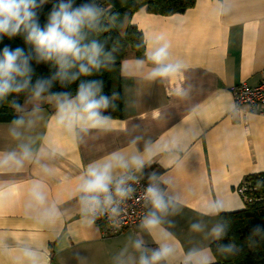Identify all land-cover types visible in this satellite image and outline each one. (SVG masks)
<instances>
[{"label": "crops", "instance_id": "1", "mask_svg": "<svg viewBox=\"0 0 264 264\" xmlns=\"http://www.w3.org/2000/svg\"><path fill=\"white\" fill-rule=\"evenodd\" d=\"M131 23L143 34L145 53L127 49L121 62V118L68 134L53 121L55 96L26 94L18 110L24 124L0 123V158L20 157L22 145L31 151L23 166L0 167V264H32L26 250L35 264H139L160 244L173 252L158 264H211L219 215L245 209L237 188L264 172V114L235 110L231 87L255 84L264 69V0H196L173 15L143 7ZM165 45L161 67L174 71L153 77L158 66L146 52ZM114 152L144 154L143 168L133 173L161 187L167 209L157 213L161 224L151 234L141 222L105 237L82 211L79 178ZM37 184L42 204L31 196Z\"/></svg>", "mask_w": 264, "mask_h": 264}, {"label": "clouds", "instance_id": "2", "mask_svg": "<svg viewBox=\"0 0 264 264\" xmlns=\"http://www.w3.org/2000/svg\"><path fill=\"white\" fill-rule=\"evenodd\" d=\"M47 0H0V39L23 34L25 42L33 46L37 62H53L58 66V71L52 79H59L61 84L74 82L79 76L92 74L93 69L101 67L100 57L103 47L93 40L91 43H82L85 39L84 29L96 27L102 10L94 3L75 5L74 0H60L53 6L49 13L47 23L41 27L37 19V9ZM147 41V37H145ZM147 59L157 65L153 70V77H167L174 69L171 66L161 67L168 56L167 46L151 47L146 52ZM78 71H71L77 69ZM33 69L30 57L24 49H11L4 47L0 52V100L11 93H20L31 88L32 99L39 100L51 86V80L38 79L32 84L31 73ZM102 89V82L96 80L81 81L76 95L69 93H56L57 111L53 117L56 127L68 134L88 132L91 129L102 127L107 122V117L102 115V109L109 105V97L98 95ZM19 110V105H14ZM17 126L24 124L21 117L13 121ZM13 135L19 133L13 130ZM22 155L17 157L15 152L8 153L0 158V167L13 162L16 166H23L24 160L30 158L31 151L28 146L22 145ZM150 155V151L146 150ZM146 161L144 154H129L114 152L101 160L89 164L86 171L79 178L78 192L82 211L85 216H94L97 211L111 205L113 198H125L131 189L126 187V181L134 179L130 173L143 168ZM119 170V172H117ZM146 198L150 200L154 211L142 220V227L150 234L160 227L161 220L158 212H165L167 204L162 191L153 185L145 190ZM31 196L34 201L42 204L45 194L40 185H35ZM116 210L113 209V212ZM51 217L54 212L49 209L45 213ZM193 230H200L199 224L192 225ZM223 225L212 229V234L219 239L224 234ZM260 229H254L259 232ZM159 243V242H158ZM134 247L139 250L142 244L139 240L134 242ZM230 251L232 245L224 246ZM173 249L167 244H160L159 248L149 256L141 255L139 264H158L172 255ZM25 255L35 264V253L25 251ZM204 264H208L207 260Z\"/></svg>", "mask_w": 264, "mask_h": 264}, {"label": "trees", "instance_id": "3", "mask_svg": "<svg viewBox=\"0 0 264 264\" xmlns=\"http://www.w3.org/2000/svg\"><path fill=\"white\" fill-rule=\"evenodd\" d=\"M59 2L60 0H47L36 10L41 27L47 23L53 6ZM74 2L77 6L94 2L102 10L96 27L85 28L83 32L85 39L82 43H91L95 40L103 47L101 67L93 69L91 75H81L76 81L64 84H61L59 79L53 80L58 66L53 62L38 63L33 46L25 42L23 34L12 38L4 36L0 39V52L4 47L24 49L30 57L33 69L32 84L41 78L52 81L48 90L42 94L45 96L69 93L74 97L81 81H101L102 89L98 95L109 97V105L101 110L102 115L121 118L123 116L121 62L127 49L133 50L137 57L145 53L143 34L131 23L133 14L143 7L155 14H181L194 7L196 0H74ZM71 71H78V68ZM26 94H31V88L20 93H11L0 100V123H13L14 120L21 118V113L14 105L20 106ZM244 181L256 188L247 192L253 201H246L243 210L219 215V225H223L225 231L211 245L216 259L211 264H264V172L249 175ZM256 228L260 231L254 232ZM226 245H232V249L225 250Z\"/></svg>", "mask_w": 264, "mask_h": 264}, {"label": "built area", "instance_id": "4", "mask_svg": "<svg viewBox=\"0 0 264 264\" xmlns=\"http://www.w3.org/2000/svg\"><path fill=\"white\" fill-rule=\"evenodd\" d=\"M231 93L235 102V110L247 107L250 112L264 114V69L260 73V79L255 84L241 82L231 87ZM134 179L126 181V187L131 189L129 194L121 199L113 198V203L92 216L99 225L105 237H114L122 234L127 229L142 222L148 215L150 200L146 198L145 190L151 184L161 190L159 184L154 180H149L141 175L130 173ZM256 190L255 187L243 181L237 188V192L242 195L245 201H253L248 191ZM113 209L116 211L113 212Z\"/></svg>", "mask_w": 264, "mask_h": 264}]
</instances>
